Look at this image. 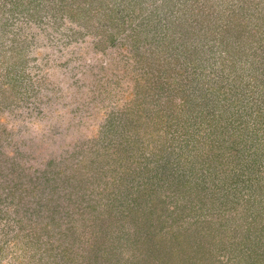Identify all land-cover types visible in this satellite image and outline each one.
I'll list each match as a JSON object with an SVG mask.
<instances>
[{
	"label": "rangeland",
	"instance_id": "obj_1",
	"mask_svg": "<svg viewBox=\"0 0 264 264\" xmlns=\"http://www.w3.org/2000/svg\"><path fill=\"white\" fill-rule=\"evenodd\" d=\"M0 264H264V0H0Z\"/></svg>",
	"mask_w": 264,
	"mask_h": 264
}]
</instances>
